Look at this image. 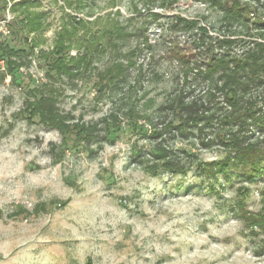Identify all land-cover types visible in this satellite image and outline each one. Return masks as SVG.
<instances>
[{"label": "rangeland", "instance_id": "rangeland-1", "mask_svg": "<svg viewBox=\"0 0 264 264\" xmlns=\"http://www.w3.org/2000/svg\"><path fill=\"white\" fill-rule=\"evenodd\" d=\"M6 1L10 7L16 0ZM37 1L51 26L43 37L28 35L29 44L45 39L39 48H49L66 13L109 16L128 33L118 54L135 50L127 55L135 65L123 84L101 91L95 76L55 83L58 107L71 123L98 122L103 129L110 114L120 121L90 145L71 141L65 150L56 129L24 112L30 90L48 81L36 55L14 76L0 77V264H264V231L241 216L242 209L264 214V161L254 168L229 165V179L199 171L201 162L235 160L232 133L264 148V69L263 82L251 85L242 102L258 121L249 116L243 127L223 122L232 105L218 89L221 69L207 76L212 57L234 68L233 60L249 59L264 44V0H71L72 7L66 0ZM3 16L0 39L22 47L25 35L3 31L14 14ZM179 18L197 25L185 29ZM107 61L100 55L95 65ZM178 96L203 103L200 114L212 119L164 134L187 171L154 176L145 162L161 139L151 131L181 121L163 108ZM131 107L152 123L140 118L135 126ZM54 198L66 203L35 211Z\"/></svg>", "mask_w": 264, "mask_h": 264}, {"label": "trees", "instance_id": "trees-1", "mask_svg": "<svg viewBox=\"0 0 264 264\" xmlns=\"http://www.w3.org/2000/svg\"><path fill=\"white\" fill-rule=\"evenodd\" d=\"M67 5L72 7L71 0H66ZM14 14L12 20L7 24L10 34H16L20 37L25 35V43L22 47H13L0 39V57L6 65V72L0 74L1 80L10 74L15 75L21 68L31 62L30 56L36 55L39 64L45 70V76L48 81L40 86L33 87L30 92L31 96L25 102L24 112L28 118H38L39 121L49 128L56 129L62 136V148H68L71 141L73 144L80 145L82 141L90 145L92 141L99 140L101 130L110 132L111 127H117L120 121L116 115L110 114L102 119L104 128H99V123H71V119L66 116L58 107L57 95L55 93V83L68 77L70 79L96 77L98 90L118 87L123 84L130 73V69L135 65L130 56L135 55V50H129L123 55L120 52L119 40L128 37L125 27L116 19L106 17H96L93 20L81 18L71 13H66L61 19L59 28L54 33L51 46L47 49L39 48L44 41H38L35 38L28 43V35L36 34L43 37L45 32L51 26L47 21L48 13L41 10V4L37 0H16L8 6L6 0H0V18L8 11ZM238 14L240 13L237 12ZM242 17L241 15H235ZM179 24L183 23V28L193 29L197 22L188 21L179 18ZM96 27V28H95ZM205 30V29H202ZM3 33L0 32V36ZM100 55L107 57L108 61L103 67L95 65ZM128 55V57H127ZM124 57L127 59H124ZM234 68L230 67V61L227 59H216L208 63L207 76L213 78L214 72L221 69L220 78L223 80L222 87L218 89L225 90V98L232 105L231 113L225 117L223 122H239L240 126H248L247 118L250 116L253 120L254 111L242 104L244 92L253 84L261 83L259 73L264 69V44H259L258 49L254 51L249 59L245 61L233 60ZM245 76V79H243ZM245 102V101H244ZM248 106V105H247ZM163 108L171 109L175 118L181 120L176 123L174 119L167 121L162 127L153 126L151 136L160 138L151 154L153 159H147L146 169L154 176L161 175L163 172L179 173L186 172L187 168L183 166L180 160L173 155V149L168 148L163 141V135L177 129L182 134L187 132V128L197 125L199 121H206L209 124L212 117L202 113L206 107L203 103L192 101L186 103L183 97L171 99ZM128 115L134 120L135 126L140 118H144L148 123H152L151 116L147 113L140 114L135 108H129ZM260 126L264 128V121L260 119ZM140 126V125H139ZM143 132L148 129L143 125L140 126ZM232 133L229 138L231 150L236 153L235 160L231 162L228 156L226 159L218 162L200 163L199 171L208 174V177L218 180L219 175L223 174L230 178L231 173L228 166L232 168L242 166L243 168H254L261 161H264V148L258 142L245 144L246 137H240ZM223 141L224 135H219ZM224 142V141H223ZM88 148V147H87ZM140 155L141 149L136 150ZM66 201L54 198L50 203L43 202L36 207L35 211L46 210L50 205L61 206ZM242 206V205H240ZM241 215L248 226L257 225L260 230L264 231V214H256L242 209ZM252 232L257 235L258 231Z\"/></svg>", "mask_w": 264, "mask_h": 264}, {"label": "built area", "instance_id": "built-area-1", "mask_svg": "<svg viewBox=\"0 0 264 264\" xmlns=\"http://www.w3.org/2000/svg\"><path fill=\"white\" fill-rule=\"evenodd\" d=\"M3 31H4V32H9L8 29H4Z\"/></svg>", "mask_w": 264, "mask_h": 264}]
</instances>
